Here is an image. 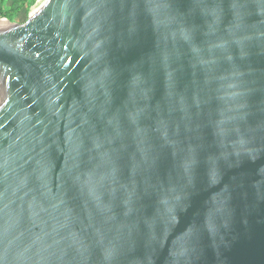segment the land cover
I'll use <instances>...</instances> for the list:
<instances>
[{
    "label": "water",
    "instance_id": "water-1",
    "mask_svg": "<svg viewBox=\"0 0 264 264\" xmlns=\"http://www.w3.org/2000/svg\"><path fill=\"white\" fill-rule=\"evenodd\" d=\"M5 20L0 264H264V0Z\"/></svg>",
    "mask_w": 264,
    "mask_h": 264
},
{
    "label": "rangeland",
    "instance_id": "rangeland-1",
    "mask_svg": "<svg viewBox=\"0 0 264 264\" xmlns=\"http://www.w3.org/2000/svg\"><path fill=\"white\" fill-rule=\"evenodd\" d=\"M35 1L36 0H4V10L16 11L13 16V22L22 24L29 19Z\"/></svg>",
    "mask_w": 264,
    "mask_h": 264
},
{
    "label": "trees",
    "instance_id": "trees-1",
    "mask_svg": "<svg viewBox=\"0 0 264 264\" xmlns=\"http://www.w3.org/2000/svg\"><path fill=\"white\" fill-rule=\"evenodd\" d=\"M16 11H5L4 10V0H0V19L1 18H6L7 20L13 22L14 15Z\"/></svg>",
    "mask_w": 264,
    "mask_h": 264
},
{
    "label": "bare ground",
    "instance_id": "bare-ground-1",
    "mask_svg": "<svg viewBox=\"0 0 264 264\" xmlns=\"http://www.w3.org/2000/svg\"><path fill=\"white\" fill-rule=\"evenodd\" d=\"M1 22H7V21H6V20H2ZM1 22H0V23H1Z\"/></svg>",
    "mask_w": 264,
    "mask_h": 264
},
{
    "label": "built area",
    "instance_id": "built-area-1",
    "mask_svg": "<svg viewBox=\"0 0 264 264\" xmlns=\"http://www.w3.org/2000/svg\"><path fill=\"white\" fill-rule=\"evenodd\" d=\"M6 18H1L0 20H5Z\"/></svg>",
    "mask_w": 264,
    "mask_h": 264
}]
</instances>
